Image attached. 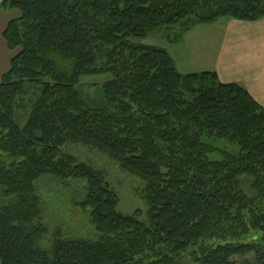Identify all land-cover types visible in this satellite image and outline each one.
<instances>
[{"label": "trees", "instance_id": "obj_1", "mask_svg": "<svg viewBox=\"0 0 264 264\" xmlns=\"http://www.w3.org/2000/svg\"><path fill=\"white\" fill-rule=\"evenodd\" d=\"M3 37L21 49L0 81V264H264V107L215 72L183 75L155 31L264 17V0H3ZM111 73L92 107L78 89ZM42 85L27 124L29 86ZM106 153L145 182L141 210H119L102 171L61 151ZM79 182L100 237L46 222L37 182ZM45 178V179H43ZM82 197V196H81ZM240 259V260H239Z\"/></svg>", "mask_w": 264, "mask_h": 264}, {"label": "rangeland", "instance_id": "obj_2", "mask_svg": "<svg viewBox=\"0 0 264 264\" xmlns=\"http://www.w3.org/2000/svg\"><path fill=\"white\" fill-rule=\"evenodd\" d=\"M179 32V26L167 27L160 31L150 33L147 38L142 41H136V43L166 49L171 55L177 56L179 58V65L176 66L177 71L186 75L189 70V60L186 59L184 53L179 54L176 51L177 47L175 45H179L180 43L173 41ZM173 48L175 54L172 53ZM20 51L21 49L18 48L15 50V53L19 54ZM185 62L188 64L185 65ZM111 79V73L86 76L81 79L78 89L89 105L97 107L102 103L100 97L101 86ZM42 88L43 86L41 84L29 86L24 98V106L16 114V122L21 128L27 124L32 107L42 93ZM61 151L75 157L80 163L87 164L96 170L102 171L106 176V180L119 196V210L127 215L141 210L143 214L140 220L146 224L149 223L147 214L148 207L144 201L146 184L142 179L123 171L118 163L110 158L108 154L96 148L69 142L61 148ZM45 178L47 179L44 183L40 184L39 181L36 186L37 193L43 205L46 207V215L50 217L46 218V222L53 227L60 225L71 236H77L82 240H98L100 235L90 221L89 215L79 206V203L83 199V190L80 189V183H72L73 185L71 187L54 186L56 185L55 179L49 176ZM185 262V264H192L189 259H186Z\"/></svg>", "mask_w": 264, "mask_h": 264}, {"label": "crops", "instance_id": "obj_3", "mask_svg": "<svg viewBox=\"0 0 264 264\" xmlns=\"http://www.w3.org/2000/svg\"><path fill=\"white\" fill-rule=\"evenodd\" d=\"M2 1L0 81L17 54L8 48L3 33L11 21L21 16L18 10L3 9ZM179 43L175 45L176 51L184 53L189 60L188 74L215 72L222 83L242 85L264 107V18L255 22L221 19L212 24H199ZM172 53L175 54L174 48ZM171 56L175 65H179V58Z\"/></svg>", "mask_w": 264, "mask_h": 264}]
</instances>
